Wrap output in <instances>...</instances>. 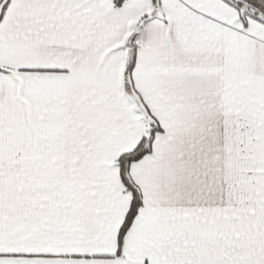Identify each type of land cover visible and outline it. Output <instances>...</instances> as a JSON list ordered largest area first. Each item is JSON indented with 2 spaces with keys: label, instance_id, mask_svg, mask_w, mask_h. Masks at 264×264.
<instances>
[{
  "label": "snow or ice",
  "instance_id": "obj_1",
  "mask_svg": "<svg viewBox=\"0 0 264 264\" xmlns=\"http://www.w3.org/2000/svg\"><path fill=\"white\" fill-rule=\"evenodd\" d=\"M0 264H264V0H0Z\"/></svg>",
  "mask_w": 264,
  "mask_h": 264
}]
</instances>
